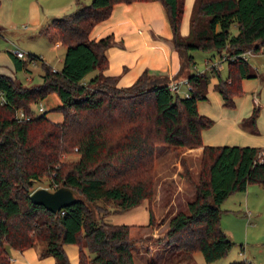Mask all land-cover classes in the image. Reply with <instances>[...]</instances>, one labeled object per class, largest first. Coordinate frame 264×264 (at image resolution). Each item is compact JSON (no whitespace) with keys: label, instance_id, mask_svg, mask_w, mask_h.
I'll use <instances>...</instances> for the list:
<instances>
[{"label":"trees","instance_id":"obj_1","mask_svg":"<svg viewBox=\"0 0 264 264\" xmlns=\"http://www.w3.org/2000/svg\"><path fill=\"white\" fill-rule=\"evenodd\" d=\"M118 1L132 0H75L71 10L46 21L42 30L60 41L63 52L58 68L40 60L39 82L23 84L0 72V264H9L8 249L22 250L36 241L44 243L43 254L54 256L57 264H67L66 243L78 248L76 264H137L130 225L108 223L102 216L145 202L147 224H152L157 146L174 152L201 146L197 178L191 180L187 167L182 169L193 196L170 214L162 235L175 253L198 250L205 262L224 255L232 241L219 226L220 203L248 184L264 185V148L201 143L200 130L212 122L196 110V101L205 97L204 72L188 70L183 96L168 89L162 75L143 70L129 84L117 85L114 75L103 72L104 49L112 37L92 38L88 32ZM160 1L181 68L193 64L192 49H225L227 72L214 87L223 104L232 106L241 77L251 75L238 53L264 43V0H193L185 35L179 33L183 0ZM231 22L234 33L229 32ZM8 53L14 69L39 58L32 52L24 58ZM91 69L96 72L84 78ZM49 92L59 99L54 107L59 121L30 109ZM17 108L29 117L17 119ZM254 115L253 109L250 122ZM73 152L74 160L63 159ZM41 177L52 188L69 187L79 199L55 212L32 203L28 195Z\"/></svg>","mask_w":264,"mask_h":264},{"label":"crops","instance_id":"obj_2","mask_svg":"<svg viewBox=\"0 0 264 264\" xmlns=\"http://www.w3.org/2000/svg\"><path fill=\"white\" fill-rule=\"evenodd\" d=\"M79 1L82 3L87 2V0ZM192 3L193 0H183L179 20V33L181 35H185L188 31ZM74 5L75 0H26L24 12L36 22L40 16L39 7L45 9L46 13H64L71 10L70 8H73ZM106 33H110L112 42L104 49L106 65L103 72L114 75L117 85L129 84L143 70L149 74L162 75L167 81L172 79L182 80L186 77L188 70L202 71L206 74L205 97L196 101V110L199 114L209 117L212 122L208 127L200 130L201 143L248 145L264 148V43L260 45L259 49L250 51L245 55L244 58L248 62L251 75L241 77V92L234 94L232 97V106H225L220 93L214 87L218 76L225 77L227 72V61L224 58L225 49L222 48L220 51L203 50L205 53L201 56L200 64H196L194 61L189 67L181 68V57L173 46L171 28L165 7L160 0L115 2L105 18L92 24L88 35L97 38ZM56 41L58 43L55 46L62 45L59 40ZM191 54L193 56L195 52L191 50ZM61 56L58 57L60 61ZM0 72L4 71L0 69ZM94 72H96V69L89 70L84 78L89 77ZM7 74L13 75L12 72ZM176 91L180 96H183L187 92L185 83L179 81ZM253 109L255 115L253 122H250L248 117ZM59 120L55 119L53 121ZM200 152L201 146L188 147L182 151L183 154L192 155L197 161ZM188 167L191 180H195L198 167L193 176L190 172L192 168ZM155 176L153 175V180ZM172 180L170 183L171 185L172 183L175 184L176 188L171 191V196L175 197L176 194L181 193L179 183L182 185L185 183L179 179ZM249 185L251 184H248L245 190L238 191L241 193L235 195L237 199L242 198V193L245 192L247 201V194L250 191ZM169 193L167 192V194ZM188 193L185 200H183L184 207L185 203L193 196V187L188 190ZM159 196V190L154 189L150 201L152 213L154 212L153 202L155 199H159ZM166 198L168 199V195H166ZM144 206H146L145 202ZM176 210L177 208L172 213ZM62 249L68 263L76 264L77 246L73 243H66L62 245ZM10 250H8L9 264H55L51 255L37 258L32 246L22 250Z\"/></svg>","mask_w":264,"mask_h":264},{"label":"rangeland","instance_id":"obj_3","mask_svg":"<svg viewBox=\"0 0 264 264\" xmlns=\"http://www.w3.org/2000/svg\"><path fill=\"white\" fill-rule=\"evenodd\" d=\"M88 1V0H87ZM26 0H0V69L6 73H13L15 80L23 84H33L40 81L41 65L40 60L52 67L58 68L62 55L63 45H53L58 43L54 36L42 30L46 21L63 12H45L39 7V17L36 22L25 13ZM72 9V8H70ZM53 13V14H51ZM236 25L230 23L229 32L234 33ZM9 47V48H8ZM19 48L23 51L24 58L27 52L36 54L39 58L27 61L25 67L14 69L9 50ZM195 54L193 59L196 64H200L201 56L205 53L201 49H192ZM193 54V53H192ZM59 104L56 93L49 92L45 97L30 104V109L38 114L37 107H43L44 114L51 120L60 119V113L54 109ZM185 148L178 152L162 146L156 148L153 180L154 189L160 192L159 199L153 202V222L148 225V212L144 202L129 208L117 211H110L102 214L99 208L95 212L103 215L102 218L108 223H124L130 225L129 235L133 241V255L137 264H227L231 261H240L243 264H264V185H249L250 191L242 193V198L237 199L238 193L232 192L219 205L220 217L219 226L232 241L229 249L221 257L205 262L198 250H193L186 254L175 253L172 250V243L167 244L162 235L166 228L167 218L174 209L184 208V201L188 190L192 189L189 179L183 175V166L192 168L191 174L198 167V161L190 154H183ZM264 152V151H263ZM76 153L63 155L65 160H74ZM172 179L184 181L181 185V193L172 197L171 194L176 185L170 183ZM173 181V180H172ZM171 181V182H172ZM174 187L171 188L170 187ZM45 187L53 189L47 184L45 177L39 178L32 184V189ZM167 192L169 194H167ZM237 193V194H233ZM244 194V196H243ZM168 195V199L166 198ZM174 198V199H172ZM192 198V197H191ZM172 199V201H171ZM167 206H169L167 208ZM142 224V225H141ZM37 258L51 255L43 254L44 243L36 241L32 246ZM10 250V249H8ZM11 251V250H10ZM9 251V252H10ZM53 257L54 263L57 264ZM67 264L68 261H67Z\"/></svg>","mask_w":264,"mask_h":264},{"label":"water","instance_id":"obj_4","mask_svg":"<svg viewBox=\"0 0 264 264\" xmlns=\"http://www.w3.org/2000/svg\"><path fill=\"white\" fill-rule=\"evenodd\" d=\"M28 197L32 203L40 204L52 212L79 199L69 187L64 185L57 186L51 190L45 187H37L29 193Z\"/></svg>","mask_w":264,"mask_h":264},{"label":"built area","instance_id":"obj_5","mask_svg":"<svg viewBox=\"0 0 264 264\" xmlns=\"http://www.w3.org/2000/svg\"><path fill=\"white\" fill-rule=\"evenodd\" d=\"M57 43L55 42L54 45H56ZM251 50L250 49H246L240 53H238V55H241L242 57H245V55L247 53H249ZM13 53L18 56V57H23V51L20 50L19 48H14L13 49ZM233 55L229 56V57H232ZM264 67V66H263ZM179 81H182L185 83L186 87H187V92L185 94L188 93V88H189V84L186 82L185 78H183L182 80H175V79H172V80H169L167 81L166 85H167V88L170 89V90H176L177 89V85L179 83ZM4 99H3V96H2V92L0 90V103L3 102ZM37 112H43V107L41 105H39L37 107ZM14 116L17 118V119H27L29 117V115H26L20 108H17L15 109V112H14Z\"/></svg>","mask_w":264,"mask_h":264}]
</instances>
